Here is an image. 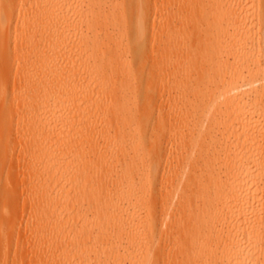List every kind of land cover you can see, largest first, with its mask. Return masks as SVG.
Returning a JSON list of instances; mask_svg holds the SVG:
<instances>
[{
    "label": "bare ground",
    "instance_id": "obj_1",
    "mask_svg": "<svg viewBox=\"0 0 264 264\" xmlns=\"http://www.w3.org/2000/svg\"><path fill=\"white\" fill-rule=\"evenodd\" d=\"M0 264H264V0H0Z\"/></svg>",
    "mask_w": 264,
    "mask_h": 264
},
{
    "label": "rangeland",
    "instance_id": "obj_2",
    "mask_svg": "<svg viewBox=\"0 0 264 264\" xmlns=\"http://www.w3.org/2000/svg\"><path fill=\"white\" fill-rule=\"evenodd\" d=\"M151 52V51H150ZM147 63V62H144V64ZM18 187L21 188L23 187V179L22 178H19L18 179ZM4 195L6 196H12V189L8 188L6 189L4 192H3ZM16 196V200H17V204H18V208L21 212H24V199H23V194L21 193V191H17V193L15 194ZM25 229V225L23 226L22 230H21V235L20 236H23L22 234L24 233V230ZM20 242H21V245H22V248H23V251L28 253V256L29 254H31L30 252L32 251L31 248H25V239L24 238H20ZM6 258L8 259H12V255H8L6 256ZM19 262V261H18Z\"/></svg>",
    "mask_w": 264,
    "mask_h": 264
}]
</instances>
